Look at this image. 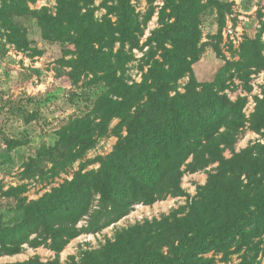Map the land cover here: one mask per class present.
Returning a JSON list of instances; mask_svg holds the SVG:
<instances>
[{
  "label": "trees",
  "instance_id": "obj_1",
  "mask_svg": "<svg viewBox=\"0 0 264 264\" xmlns=\"http://www.w3.org/2000/svg\"><path fill=\"white\" fill-rule=\"evenodd\" d=\"M93 1L58 0L55 15L42 10L35 18L43 36L52 35L73 46L82 70L106 71L104 82L108 91L115 89L118 101L108 103L101 125L105 128L109 119L119 118L118 127L125 129V135H118L113 151L98 159L97 170L79 173L40 199L23 202L16 223L0 221V257L18 255L25 246L43 247L55 254L46 264H60L58 256L70 241L102 231L135 205L150 206L184 196L182 176L213 164L216 167L208 174L199 200L173 227L152 222L131 228L105 248L101 258L88 255L81 264H210L204 257L209 253L226 257L232 248L250 250L251 240L264 233V144L234 152L236 135L244 127L246 100L231 101L224 90L226 80L248 67V61H256L254 41L244 43L240 59L226 63L213 82L199 88L191 79L179 92L176 81L189 73L200 54L198 23L206 4L164 0L173 20L154 30L151 37L161 60L152 62L140 84L123 85L113 80L119 57L112 53V46L120 45V55L124 45L135 39L139 31L136 14L129 0H106L113 4L108 14L113 13L116 20L107 16L96 20L88 8ZM1 2L0 29L8 43L25 50L26 34L13 17L29 12L26 0ZM251 128L264 132V97L256 103ZM92 130L87 124L61 135L54 147L45 149V156L57 164L75 141L82 144V150L89 148ZM225 149L231 152L229 158L223 156ZM8 192L13 196L17 190ZM82 221L86 224L79 226ZM168 238L172 241L163 253L159 245ZM248 263L243 257V264ZM22 264L41 263L34 258Z\"/></svg>",
  "mask_w": 264,
  "mask_h": 264
},
{
  "label": "rangeland",
  "instance_id": "obj_2",
  "mask_svg": "<svg viewBox=\"0 0 264 264\" xmlns=\"http://www.w3.org/2000/svg\"><path fill=\"white\" fill-rule=\"evenodd\" d=\"M129 1L139 31L132 43H126L120 50V55L117 54L120 45L112 46V53L119 57L113 80L123 85L140 84L152 62L161 60L151 41L152 33L173 20L164 0ZM201 3L206 7L198 23L200 54L190 64L189 73L176 81L177 91L183 92L191 79L199 88L213 82L226 63L240 59L243 44L254 41L258 50L256 61H248V67L226 80L224 90L231 101L239 97L246 100L242 110L244 127L236 135L233 146L234 152L239 153L251 145L264 144V132L251 128L256 103L264 97V0H202ZM1 4L0 0V8ZM112 6L106 0H94L88 8L93 10L96 20L107 16L114 22L115 15L108 14V7ZM25 8L29 12L13 17V23L26 34L25 50L8 43L0 29V221L5 225H12L20 218L19 206L23 202L40 199L79 173L97 170L98 159L113 151L118 135H125V129L118 127L119 118L109 119L105 128L101 125L108 103L118 101L115 89L108 91L109 86L104 82L106 71L82 70L71 44H63L52 35H42L35 14L46 10L55 15L58 0H26ZM87 124L93 127L92 145L82 150V144L75 141L76 145L64 158L57 164L51 163L45 149L54 147L61 135H70ZM223 156L229 158L231 152L225 149ZM215 167L213 164L203 171L185 173L180 184L184 196L168 197L150 206L135 205L128 215L102 231L70 241L59 254V263L81 264L88 255L101 258V252L117 237L136 226L160 222L164 227L167 224L173 227L174 221L187 216L192 204L199 200L201 188ZM11 188L17 190L13 196L8 194ZM85 224L82 221L79 226ZM169 241L172 238L159 245L161 252H168ZM251 242L250 250L232 248L226 257L213 253L204 257L210 264H243V257L248 259V264H264V233ZM253 247L258 252L256 256ZM34 258L46 264L55 259V254L43 247L25 246L18 255L0 257V264H22Z\"/></svg>",
  "mask_w": 264,
  "mask_h": 264
}]
</instances>
